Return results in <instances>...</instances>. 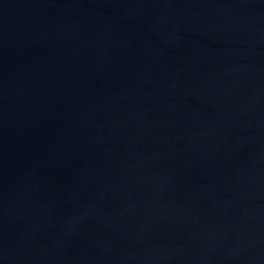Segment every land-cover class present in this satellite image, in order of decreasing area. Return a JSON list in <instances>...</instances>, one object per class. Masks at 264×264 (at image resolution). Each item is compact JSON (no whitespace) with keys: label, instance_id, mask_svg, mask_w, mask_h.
I'll return each instance as SVG.
<instances>
[{"label":"water","instance_id":"water-1","mask_svg":"<svg viewBox=\"0 0 264 264\" xmlns=\"http://www.w3.org/2000/svg\"><path fill=\"white\" fill-rule=\"evenodd\" d=\"M0 264H264V0H0Z\"/></svg>","mask_w":264,"mask_h":264}]
</instances>
